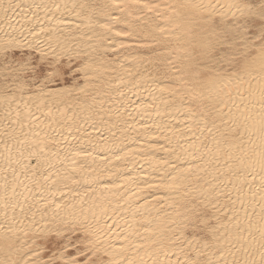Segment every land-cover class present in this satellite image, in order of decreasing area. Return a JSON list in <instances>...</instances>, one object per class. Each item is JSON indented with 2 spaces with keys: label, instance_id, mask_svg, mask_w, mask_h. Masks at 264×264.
<instances>
[{
  "label": "snow or ice",
  "instance_id": "6c2138e0",
  "mask_svg": "<svg viewBox=\"0 0 264 264\" xmlns=\"http://www.w3.org/2000/svg\"><path fill=\"white\" fill-rule=\"evenodd\" d=\"M28 7L45 13L61 9L58 3H36ZM64 7L69 8L68 5ZM159 7L151 0H132L131 4L74 3L70 10L90 24L95 22L105 32H112L117 23H131L123 16L114 15V10L127 12L129 16L138 14L139 19ZM165 7L172 11L166 18L170 27L156 24L154 29L158 30L159 36L152 35L153 44L164 50L159 51L153 44L144 46L153 53L151 62L154 66L164 64L166 69L177 74L178 87L166 90L179 97L180 108L192 122L188 131L195 138L189 144L194 150L193 158L202 148L205 151L201 159L212 153V148L196 143L199 140L197 131L202 135L205 130L210 134L219 133L220 138L213 140L214 160L218 171L224 169L219 175H224L226 180L220 183L224 188L229 185L231 188L225 193L214 185L211 192L215 195H210L201 182L199 172L203 169L199 166L197 174L193 175L191 168L181 170L166 160L158 161L171 168L167 173L170 182L161 186L175 192L178 199L172 198L169 207L175 209L174 213L161 217L155 231L173 247H178L179 254L184 257L170 264H264V0H177ZM19 8L21 5L13 0L6 3L0 0V12L9 20L18 15L16 10ZM9 12L13 17L8 16ZM100 17L107 19L101 22ZM57 22L64 23L62 18ZM147 23L145 21V26ZM10 26L12 33L5 32L0 37V96L5 100H15L17 93L21 96L26 93L39 96L70 93L71 88L57 90L55 86L67 83L69 77L73 82L77 76L88 77L92 68L90 54L76 51L73 56L72 49L66 44L58 40L53 42L51 36L47 42L42 39L49 32H55V28L38 24L28 28V34L24 35L23 25L20 29ZM132 34V31L115 32L116 36ZM175 53H179L176 56L178 64L171 59ZM65 57L68 63H65ZM76 86L73 83V87ZM10 123L14 125L16 121ZM8 127L6 123L4 135L12 137ZM18 142L21 147L25 144L23 140ZM33 144L35 147L28 159H35L36 164L23 167L27 171L30 166L35 176V169L41 168L47 160L42 159L44 141L34 139ZM5 147L9 155L5 158L7 167L3 169L4 183L0 184L4 193L0 196V206L5 209L7 220L6 210L11 199L8 196V170L11 168L14 177L13 195L20 173L12 166L11 149L7 144ZM23 155L21 150L20 156ZM83 155L90 156L91 153ZM180 158L178 155L177 159ZM14 162L21 164L20 159ZM181 171L188 174L181 176ZM222 196L227 198L223 205L220 204ZM11 207L14 213L16 204ZM221 208L226 219L217 215ZM51 223L54 226L41 228L30 244L27 239L19 238L14 221L8 227L0 225V264H148L143 257L139 260L128 258L126 245L111 251L112 245L102 242L97 231L86 221L63 218L57 221L53 217ZM24 236L27 238L28 232ZM52 236L60 239L53 241ZM65 239L67 243L63 242ZM69 247L73 251H69ZM50 251L49 258L43 259Z\"/></svg>",
  "mask_w": 264,
  "mask_h": 264
},
{
  "label": "bare ground",
  "instance_id": "6f19581e",
  "mask_svg": "<svg viewBox=\"0 0 264 264\" xmlns=\"http://www.w3.org/2000/svg\"><path fill=\"white\" fill-rule=\"evenodd\" d=\"M13 2L19 3L21 8L11 20L0 12V37L5 32L12 33L10 25L17 29L23 25L24 35L28 34V28L38 24L55 28V32H49L42 39L47 42L51 36L53 42L58 40L66 44L72 49L73 56L76 51L90 54L92 68L87 78L81 76V81L75 82L76 87L64 83L55 86L57 90L71 88L70 93L48 96L32 93L21 96L17 93L13 101L0 96V184L4 183L3 169L7 167L5 158L9 155L5 144L11 149L12 166L20 173L13 195L14 177L11 168L8 170L10 206L6 210L7 220L5 209L0 206V225L8 227L14 221L19 238L27 239L30 244L41 228L54 226L51 223L53 217L57 221L61 218L86 221L97 231L102 242L112 245L111 251H118L121 245H126V255L130 259L143 257L148 264L183 260L179 248L173 247L155 231L161 217L174 213L175 209L169 207L172 198L178 199L175 192L161 186L170 182L167 173L171 168L158 161L166 160L181 170L191 168L193 175L197 174L199 166L203 169L199 172L201 182L213 196L212 186L227 193L231 185L224 188L220 183L226 180L224 175H219L224 169L218 171L214 160L213 140L214 137L220 138L219 133L210 134L205 130L202 135L197 131L199 140L196 143L212 148V153L201 159L205 151L202 148L193 158L194 150L189 144L195 138L188 131L192 122L180 108L179 97L166 90L178 87L177 74L166 69L164 64L154 66L151 62L153 53L144 46L153 44L152 35L159 36L154 25L170 27L166 18L172 15V11L165 5L177 0H151L160 7L139 19L138 14L129 16L116 9L114 15L123 16L131 23H117L112 32H105L95 22L90 24L86 18L78 17L70 6L82 2L131 4L132 0ZM36 3H58L61 9L45 13L28 7ZM132 11L135 13V8ZM8 16L13 17V13L9 12ZM52 16L56 19L50 20ZM61 18L64 23L57 22ZM106 19L100 17L101 22ZM145 21H148L146 26ZM116 31H132L133 34L116 36ZM16 34L20 35L19 32ZM153 46L159 51L164 50L159 45ZM177 55L179 53L173 54L171 59L178 64ZM13 120L16 121L14 125L10 123ZM6 123L12 137L4 135ZM221 130H224L223 126ZM36 133H39L38 137ZM34 139L44 141L42 159L47 160L45 165L35 169V176L30 166L27 171L23 167L36 164L35 159H28L35 147ZM20 140L25 141L23 147L18 142ZM21 150L23 157L20 156ZM85 152L91 155H83ZM178 155L180 159H177ZM16 159H20V165L15 164ZM187 174L186 171L179 172L181 176ZM3 195L0 190V196ZM225 203L227 198L222 196L220 204ZM11 204H16L14 213ZM217 215L226 219L222 208ZM25 232H28L27 238ZM43 259L48 258L44 256Z\"/></svg>",
  "mask_w": 264,
  "mask_h": 264
},
{
  "label": "rangeland",
  "instance_id": "374dc122",
  "mask_svg": "<svg viewBox=\"0 0 264 264\" xmlns=\"http://www.w3.org/2000/svg\"><path fill=\"white\" fill-rule=\"evenodd\" d=\"M65 59V63H68V59L67 58H64ZM73 62H76L75 60ZM82 76V75H81ZM81 76H77L75 82H80L81 81ZM73 82V80L71 79V77L68 78V82L67 83H64L65 85H70V84H73L75 83ZM63 82L59 85H56V86H61V85H64ZM70 235H75V234H70ZM53 241L57 240V239H60L59 237H56V236H52L51 237ZM63 242L67 243V240L65 239ZM55 250V249H53ZM69 251H73V249L71 247H69L68 249ZM51 255V251L49 252L48 256H46V258H49V256Z\"/></svg>",
  "mask_w": 264,
  "mask_h": 264
}]
</instances>
